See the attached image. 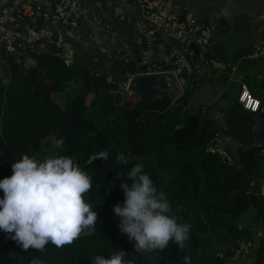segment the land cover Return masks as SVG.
I'll list each match as a JSON object with an SVG mask.
<instances>
[{
    "label": "trees",
    "instance_id": "16d2710c",
    "mask_svg": "<svg viewBox=\"0 0 264 264\" xmlns=\"http://www.w3.org/2000/svg\"><path fill=\"white\" fill-rule=\"evenodd\" d=\"M24 54L21 66L0 48V178L11 175V163L22 155L38 160L69 156L92 178L83 196L97 221L92 235L81 234L61 248L49 243L44 251L29 247L25 252L0 232V264H29L34 258L43 264H92L96 255L107 258L118 250L125 251L124 259L131 264H184L185 255L192 264H228L235 257L231 249L251 241L250 230L239 227L250 209L261 229L254 264H264V155L257 157L249 185L247 172L215 149L220 136L245 145L254 141L253 114L238 99L227 107L193 109L191 99L200 86L189 79L176 101L171 92H163L142 102L134 94H122L117 85L127 71H137L132 61L118 64L113 77L118 83L113 84L105 73L98 76L79 62L67 66L52 53ZM60 96L62 106L56 101ZM61 138L63 147L58 149L56 140ZM52 142L55 147L50 149ZM105 149L106 162L87 163L89 156ZM118 153L127 157V165L115 160ZM137 163L157 190L166 193L171 214L191 225L184 249L170 240L163 250L135 252L134 242L119 232L112 206L122 204L120 184Z\"/></svg>",
    "mask_w": 264,
    "mask_h": 264
},
{
    "label": "clouds",
    "instance_id": "9594fccd",
    "mask_svg": "<svg viewBox=\"0 0 264 264\" xmlns=\"http://www.w3.org/2000/svg\"><path fill=\"white\" fill-rule=\"evenodd\" d=\"M63 143L62 138L56 140V147L62 148ZM108 157L109 151L101 150L89 156L87 163L97 159L106 162ZM115 160L124 165L129 162L119 153ZM10 169L11 175L0 178V232L8 234L22 250L26 252L31 247L44 251L49 243L61 248L81 234H93L97 213L83 196L91 189L92 178L71 157L53 155L38 160L22 155ZM126 176L127 182L120 184L123 202L112 206L119 217V232L134 242L135 252L163 250L170 240L184 249L191 225L178 222L171 214L166 193L157 190L140 163L134 164ZM261 192L264 194V188ZM125 254L118 250L107 258L96 255L91 260L92 264H131L125 261ZM183 262L192 264L188 255ZM29 264L43 261L34 258Z\"/></svg>",
    "mask_w": 264,
    "mask_h": 264
},
{
    "label": "built area",
    "instance_id": "2783aa9c",
    "mask_svg": "<svg viewBox=\"0 0 264 264\" xmlns=\"http://www.w3.org/2000/svg\"><path fill=\"white\" fill-rule=\"evenodd\" d=\"M89 1L0 0V48L3 46L8 52L20 55H25L24 52L29 50L52 53L71 66L77 53L76 42L80 39L79 28H84V34L89 36L86 47H92L94 41L90 37L99 35L101 31L112 30L109 23L103 24L85 7ZM132 4L138 5L141 11V56L135 64L137 71H127L120 79L121 83L114 81L112 76H107L106 81L118 83L122 94H133L129 83L135 75L171 72L177 77L182 89L189 84V79L196 80L201 86L202 61L208 54L216 19H199L179 6L176 0H101L99 6L102 13L108 12L114 16L117 11H126L125 8H130ZM71 16L82 19L83 26L69 21ZM63 28L69 31V35L64 37L60 34ZM87 29L91 32L87 33ZM192 44L199 48L197 55L190 49ZM36 46L51 49L40 50ZM101 75L102 72H98V76ZM238 102L252 114L262 110L261 102L251 94L246 83L240 85ZM217 147L218 144L215 149L219 151ZM222 155L228 157L227 154ZM242 252L243 247L231 249V253L238 257Z\"/></svg>",
    "mask_w": 264,
    "mask_h": 264
},
{
    "label": "crops",
    "instance_id": "0c3cea01",
    "mask_svg": "<svg viewBox=\"0 0 264 264\" xmlns=\"http://www.w3.org/2000/svg\"><path fill=\"white\" fill-rule=\"evenodd\" d=\"M176 1L199 19L214 18L217 21L208 54L202 61L201 87L195 90L190 106L193 109L212 104L218 108L227 107L238 99L241 83H246L250 92L264 104V0ZM100 3L101 0H90L85 7L103 24L109 23L112 30L90 37L94 42L92 47H86L89 36L84 34V28H79L75 61L97 72H117L115 64L124 61L136 64L141 56V11L138 5L132 4L125 8L127 12L117 11L112 16L108 12L102 13ZM60 31L64 37L69 35L66 28ZM36 49L47 51L51 47L36 46ZM62 96L56 100L60 106L63 105ZM234 146H238L237 142L221 136L217 148L228 155ZM228 158L231 161L229 155ZM253 219L254 209H250L244 215V227L250 230L251 241L244 242L241 257H232L228 264H254L261 229Z\"/></svg>",
    "mask_w": 264,
    "mask_h": 264
},
{
    "label": "water",
    "instance_id": "95a60500",
    "mask_svg": "<svg viewBox=\"0 0 264 264\" xmlns=\"http://www.w3.org/2000/svg\"><path fill=\"white\" fill-rule=\"evenodd\" d=\"M69 21L75 22L79 27L83 26L82 19H76L73 16ZM87 32L91 31L87 29ZM190 49L194 50L196 55L199 53V48L192 44ZM12 57L22 66L26 56L11 52ZM23 74H27L23 70ZM108 76H117L114 70L106 73ZM120 77V76H119ZM118 77V78H119ZM126 83L127 80H124ZM130 91L139 97L142 102L156 100L163 92H171L175 96V101L183 95V89L174 73L166 72L160 74H137L129 83ZM215 113H218L214 110ZM252 136L253 143L249 145L237 143L238 146L229 149L228 155L231 161L242 167L247 172L248 184L252 185L254 173L257 164V157L264 155V108L253 114ZM253 198V197H251Z\"/></svg>",
    "mask_w": 264,
    "mask_h": 264
},
{
    "label": "rangeland",
    "instance_id": "374dc122",
    "mask_svg": "<svg viewBox=\"0 0 264 264\" xmlns=\"http://www.w3.org/2000/svg\"><path fill=\"white\" fill-rule=\"evenodd\" d=\"M119 56V53L117 54V57ZM115 68H118V65L117 64H115ZM220 138H221V136H220ZM55 146H53V142H52V146H50L49 148L50 149H52V148H54ZM219 152V151H218ZM225 158H226V156H224ZM230 162V165H233V164H235L233 161H229ZM241 229H244V217H243V219H242V222H241V224H240V226H239ZM1 235H2V237L6 240V241H9L10 240V238L8 237V234H5V233H3V232H1ZM249 237H250V235H249ZM241 246H243L244 247V243L243 244H241Z\"/></svg>",
    "mask_w": 264,
    "mask_h": 264
}]
</instances>
